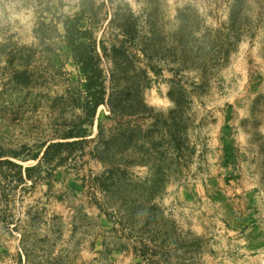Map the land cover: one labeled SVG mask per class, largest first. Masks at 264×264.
I'll list each match as a JSON object with an SVG mask.
<instances>
[{"label": "rangeland", "instance_id": "374dc122", "mask_svg": "<svg viewBox=\"0 0 264 264\" xmlns=\"http://www.w3.org/2000/svg\"><path fill=\"white\" fill-rule=\"evenodd\" d=\"M80 1L42 17L0 0V150L34 155L80 114L63 105L87 89L85 70L62 39L41 40L54 34L41 23ZM110 1L130 5L160 72L147 108H101L104 134L91 130L84 158L0 186V264H264V0ZM107 143L105 167L91 152Z\"/></svg>", "mask_w": 264, "mask_h": 264}, {"label": "trees", "instance_id": "16d2710c", "mask_svg": "<svg viewBox=\"0 0 264 264\" xmlns=\"http://www.w3.org/2000/svg\"><path fill=\"white\" fill-rule=\"evenodd\" d=\"M1 1L19 3L23 8L33 6L42 17L53 12L52 6L55 3L62 9L66 7L64 0ZM109 3L110 0H81L76 5L78 11L75 16L63 15L54 26L41 23L42 30H54L51 36L44 34L41 38L43 43L59 38L69 45L76 66L85 70L87 89L77 86L74 94L72 92V102L63 106L65 109L70 107L74 112L79 111L80 114L62 124L55 131L52 140L44 143L38 153L26 156L23 151L8 153L0 150V186L7 183L9 186L14 185L16 189L29 182L36 185L42 179L41 172L45 166L51 169L52 174L65 166L76 154L84 158L87 147L92 142L89 139L92 136L91 130L97 126L99 137L104 134L103 124L98 118L101 108L110 110L111 115L106 116L108 119H126L146 110L143 93L150 85L149 74L153 72L160 75V72L154 67L153 58L138 42L140 25L130 5L110 7ZM108 21L107 27L114 28L117 32L116 37L109 43L98 37V32ZM84 23H87L86 29L82 27ZM59 26L63 27V33H60ZM118 85L125 87L118 89ZM133 98L137 103L131 106L130 100ZM117 130L120 137L125 135L131 138L130 126L124 127L120 123ZM109 147L110 144L107 143L103 151L95 148L91 152L92 158L99 160L105 167L111 163H108L101 152H107ZM17 161L38 163L34 167H25ZM108 173L113 176L115 169H108ZM2 196L4 202H7L8 194L4 188Z\"/></svg>", "mask_w": 264, "mask_h": 264}]
</instances>
